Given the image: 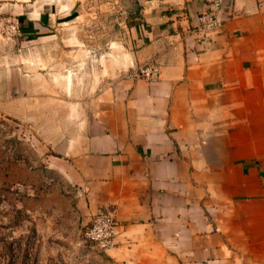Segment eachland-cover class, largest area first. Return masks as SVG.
Segmentation results:
<instances>
[{
  "label": "crops",
  "instance_id": "crops-1",
  "mask_svg": "<svg viewBox=\"0 0 264 264\" xmlns=\"http://www.w3.org/2000/svg\"><path fill=\"white\" fill-rule=\"evenodd\" d=\"M11 1L48 59L0 56V263L264 264V0H224L207 36L204 0H139L130 65L157 63L153 82L53 61L83 53L53 28L77 0ZM103 206L118 223L106 250L83 238Z\"/></svg>",
  "mask_w": 264,
  "mask_h": 264
},
{
  "label": "rangeland",
  "instance_id": "rangeland-1",
  "mask_svg": "<svg viewBox=\"0 0 264 264\" xmlns=\"http://www.w3.org/2000/svg\"><path fill=\"white\" fill-rule=\"evenodd\" d=\"M77 1L79 3V17L62 24L55 22L53 28L63 30L64 36L68 34L72 37L70 41L66 42L68 45L76 44V40H79L77 44L83 47V53L77 55L76 53L57 52L53 54L55 58L53 61L61 63L78 59L82 62L83 76L91 78L92 71H94L93 76L100 82L107 80L109 77H111V80L112 78L122 77V72L128 70L133 62L132 47L128 41L129 33H127L130 24L128 18L129 14H133L139 6V0ZM7 2L13 3L11 0H0V56L4 57L5 61L10 64L9 66L13 62H24L28 58L30 61H40L41 65L35 63L32 70H37L39 69L38 67H41L43 69L38 71H45L44 63L48 58L44 54L36 53L34 43L24 39L18 11L11 8ZM1 3H4V5ZM16 21L18 22V28L14 30L12 25ZM44 44L41 43V45ZM52 44L53 46H60L64 45V42L61 41L59 36L55 37ZM129 65L130 67L127 68ZM58 69L57 72H60L62 67ZM32 75L34 76V74ZM79 78L83 77L80 76ZM25 88L30 90V92L32 90L29 85ZM27 102L19 100L15 104L16 107L23 109V106L26 108ZM21 123L26 124V122L22 121ZM19 135L21 137L26 136L23 132ZM0 236L7 237L8 231L0 229ZM8 248L9 246L3 245L1 252L6 255Z\"/></svg>",
  "mask_w": 264,
  "mask_h": 264
},
{
  "label": "built area",
  "instance_id": "built-area-1",
  "mask_svg": "<svg viewBox=\"0 0 264 264\" xmlns=\"http://www.w3.org/2000/svg\"><path fill=\"white\" fill-rule=\"evenodd\" d=\"M205 8L198 14V24L195 31L201 35H210L222 26L221 16L224 0H204ZM14 30L18 28V22L12 25ZM123 78H142L153 82L158 78L159 66L155 62H148L143 65H132L128 70L122 72ZM118 234V223L114 210L109 206H103L92 216L89 226L83 231V238L92 242L97 248L106 250L114 245V239Z\"/></svg>",
  "mask_w": 264,
  "mask_h": 264
}]
</instances>
